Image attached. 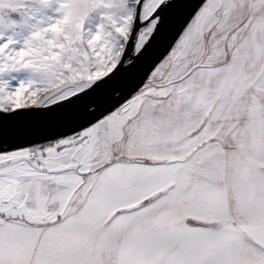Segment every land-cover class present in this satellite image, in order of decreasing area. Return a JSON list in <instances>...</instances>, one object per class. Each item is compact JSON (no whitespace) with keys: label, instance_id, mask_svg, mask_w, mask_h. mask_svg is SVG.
Here are the masks:
<instances>
[{"label":"snow or ice","instance_id":"obj_1","mask_svg":"<svg viewBox=\"0 0 264 264\" xmlns=\"http://www.w3.org/2000/svg\"><path fill=\"white\" fill-rule=\"evenodd\" d=\"M39 2L0 0V264H264V0Z\"/></svg>","mask_w":264,"mask_h":264},{"label":"water","instance_id":"obj_2","mask_svg":"<svg viewBox=\"0 0 264 264\" xmlns=\"http://www.w3.org/2000/svg\"><path fill=\"white\" fill-rule=\"evenodd\" d=\"M163 52L162 47L154 50V55L159 56ZM145 65H142L138 73L131 78L125 79L121 87L125 93L128 89L138 83L140 76L143 75ZM19 126L25 131V136L21 142L30 139H39L43 135L51 134L58 130V125L54 119L47 113L40 110H33L23 114L18 121Z\"/></svg>","mask_w":264,"mask_h":264},{"label":"rangeland","instance_id":"obj_3","mask_svg":"<svg viewBox=\"0 0 264 264\" xmlns=\"http://www.w3.org/2000/svg\"><path fill=\"white\" fill-rule=\"evenodd\" d=\"M33 10L34 19L30 20L29 23H36L37 20L42 19L46 16L53 15L55 4H51L48 7H44L40 4L39 0H29V4L27 5ZM0 16H2L5 20H21V15L19 11H13L12 9L5 7L0 9ZM19 30V29H18ZM24 34H27V29H24Z\"/></svg>","mask_w":264,"mask_h":264}]
</instances>
